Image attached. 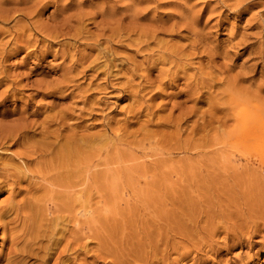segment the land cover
Segmentation results:
<instances>
[{
	"label": "rangeland",
	"instance_id": "obj_1",
	"mask_svg": "<svg viewBox=\"0 0 264 264\" xmlns=\"http://www.w3.org/2000/svg\"><path fill=\"white\" fill-rule=\"evenodd\" d=\"M254 117L264 0H0V264H264Z\"/></svg>",
	"mask_w": 264,
	"mask_h": 264
},
{
	"label": "bare ground",
	"instance_id": "obj_2",
	"mask_svg": "<svg viewBox=\"0 0 264 264\" xmlns=\"http://www.w3.org/2000/svg\"><path fill=\"white\" fill-rule=\"evenodd\" d=\"M244 112V111H243ZM262 112V111H261ZM248 113V111L246 112L245 111V114H247ZM248 115V114H247ZM263 115V114H262ZM242 113H241V117L240 118H242ZM244 117H246L245 115H244ZM249 117V116H248ZM247 117V118H248ZM256 117H257V115H256ZM254 117V120L255 121H253L252 119H249L250 121H251V123H252V121H253V125H251V123H250V125H248L249 127H247V128H245L246 127V125H245V123H243V122H241V121H239L238 123L240 124H244V126L245 127H243V128H241V129H239V130H241V132H243V134L244 133H246V134H248L249 136H247V138L249 137L250 139H252V137H250V133L248 132L249 130H250V132H251V134H253V132H252V129H253V126L254 125H256V124H261V123H263L264 121H261V122H259V120L258 121H256V119L259 117ZM253 118V117H252ZM256 118V119H255ZM262 118V117H261ZM260 118V119H261ZM238 120V119H237ZM245 120V119H244ZM247 120V119H246ZM243 121V120H242ZM248 122V121H247ZM246 122V123H247ZM248 124V123H247ZM259 124V125H260ZM264 124V123H263ZM242 126V125H241ZM255 127V126H254ZM258 127V126H257ZM257 127H255V128H257ZM256 130H258V129H256ZM260 130V129H259ZM261 131L262 130H260V132L259 133H261ZM256 132V131H255ZM254 132V133H255ZM240 133V132H239ZM258 133V132H257ZM17 135V134H16ZM255 135H257V134H255ZM264 136V135H263ZM11 137H13V138H17V136H11ZM241 137V136H240ZM59 138V137H58ZM58 138H56V139H58ZM4 140H5V138H3ZM55 139V140H56ZM244 139H245V137H244ZM250 139H248V141L250 140ZM261 139V138H260ZM12 140V139H11ZM247 140V139H246ZM14 141V140H13ZM58 140H56L55 141V144H56V142H57ZM245 141V140H244ZM243 141V142H244ZM59 142V141H58ZM241 142V141H240ZM239 142V143H240ZM70 143V141H68V144ZM83 143V142H82ZM242 144H244V143H242ZM44 145V144H43ZM246 145V144H245ZM39 146V148H37L36 146L35 147H33L32 146V148H30L31 146H29V148L25 151L24 149H26V147L23 149V151L24 152H21V154L20 153H18L17 154V159H18V161H21V162H23L24 163V165H22V163L20 164V165H22V166H20L19 168H16L15 169V171L12 173L10 170H8V169H2L3 170V172H1L0 171V189H3V188H6V187H8V186H14V185H18L20 182H21V180L22 179H25L26 177H27V174H29L31 171H30V169L28 168V166H27V162L29 161V159L31 158L32 159V157L34 158V156H36L37 155V157L39 158V157H41V158H43V157H45V156H47V155H49V154H51L52 152H51V149H53L52 148V145H45L44 147H42V148H40V145H38ZM54 146H56V145H54ZM53 146V147H54ZM64 146H65V143H64ZM242 146H244V145H242ZM64 148V147H63ZM63 148H61V149H63ZM65 149V148H64ZM63 149V150H64ZM245 150V149H244ZM252 150V149H251ZM264 150V149H263ZM59 151H61V150H59ZM66 151V150H65ZM249 151H250V149H249ZM258 151V150H257ZM253 152V151H252ZM263 152V151H262ZM261 152V153H262ZM261 153H259V155H261ZM63 154V153H62ZM61 154V155H62ZM263 154V153H262ZM15 157L12 159V160H17ZM262 158H263V160H264V154L262 155ZM30 159V160H31ZM262 160V159H261ZM108 162V161H107ZM106 162V163H107ZM106 163H105V165H106ZM86 164V165H85ZM61 165V164H60ZM82 165L84 166V169L86 168V166H87V162L85 163L84 161H83V163H82ZM263 166V165H262ZM89 167V166H88ZM52 168V167H51ZM87 169V168H86ZM85 169V170H86ZM81 170H83V168L81 169ZM44 172H45V170H43ZM41 172V171H40ZM44 172L42 173V174H44ZM50 172V171H49ZM39 173V172H38ZM31 175V174H30ZM33 175H36V174H33ZM39 176L41 175V173H39L38 174ZM42 176H40V178H41ZM43 179V178H42ZM10 181H11V183L12 184H10ZM42 181V180H41ZM44 181H46V180H44ZM20 185V184H19ZM59 186V185H58ZM73 185H71V186H66V192H68V193H70L71 194V192L73 191ZM54 189V188H53ZM57 190V189H56ZM30 192V191H29ZM51 192H52V190H51ZM58 192V191H57ZM29 194V193H28ZM69 194V195H70ZM37 195V194H36ZM42 199L40 198V200L39 199H37V198H33V200L32 201H29L27 204H25V205H28V207H30V211L32 212V211H34V218H33V220L36 222V223H38L39 225L40 224H42V222L43 221H45V219L46 218H48V212L47 213H45L46 212V210L45 211H43V209L42 208H44V206L42 207L41 206V201ZM5 204H7L6 206H4V207H1L0 208V232H2L3 233V235H5V231L8 229L7 228V223H9V221H7V219H8V217L11 215V214H13V213H16V216L17 217H22L23 215H25V214H23V213H25V207H23V205H21L20 203H18V202H14L13 200H10L9 199V201L7 202V203H5ZM8 206H10V207H8ZM47 209V208H46ZM27 211V210H26ZM48 211V210H47ZM50 212V211H49ZM46 217V218H45ZM11 220V219H10ZM19 220V219H18ZM12 221V220H11ZM21 221H23V220H21ZM21 221H20V223H21ZM13 222V221H12ZM11 222V223H12ZM26 222V221H25ZM14 223V222H13ZM31 224V223H30ZM11 225V224H10ZM27 225V224H26ZM9 226V225H8ZM10 229H11V227H10ZM12 230H13V228H12ZM18 237V236H17ZM24 238V237H23ZM32 238H33V236H32ZM31 239V238H30ZM14 240V239H13Z\"/></svg>",
	"mask_w": 264,
	"mask_h": 264
}]
</instances>
